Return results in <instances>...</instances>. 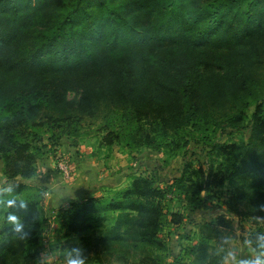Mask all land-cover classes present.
I'll return each mask as SVG.
<instances>
[{
  "label": "trees",
  "instance_id": "trees-1",
  "mask_svg": "<svg viewBox=\"0 0 264 264\" xmlns=\"http://www.w3.org/2000/svg\"><path fill=\"white\" fill-rule=\"evenodd\" d=\"M262 81L264 0H0L3 175L33 178L34 163L47 149L43 132L54 145L88 117H115L103 137L108 144L126 132L128 147L159 150L178 146L184 128L199 134L210 124L244 130L236 116L253 106L248 139L217 146L224 163L198 169L191 187L204 192L227 180L228 215L264 222V94L257 95ZM70 93L77 98L68 100ZM184 178L172 184L184 188ZM13 185L17 195L28 189ZM163 197L152 179L138 176L108 200L97 196L57 208L60 250L68 256L89 244L95 228L93 262L126 264L131 256L137 264H155L149 254H137L160 248L164 224L182 220L176 214L164 220ZM23 200V239L6 221L16 209L0 205V264H34L39 254L44 213L38 199ZM199 229L192 261L175 257L169 264L223 263L207 243L219 230L232 229L231 219L218 216Z\"/></svg>",
  "mask_w": 264,
  "mask_h": 264
},
{
  "label": "rangeland",
  "instance_id": "rangeland-1",
  "mask_svg": "<svg viewBox=\"0 0 264 264\" xmlns=\"http://www.w3.org/2000/svg\"><path fill=\"white\" fill-rule=\"evenodd\" d=\"M203 1L206 3L210 0ZM261 83L257 95L264 94V83L263 81ZM76 98L73 93L67 95L68 100ZM252 112L253 106L236 116L239 127H247L244 130L217 129L210 124L205 132L199 134L192 128H184L177 135L175 143L178 146L170 145L159 150L128 147L130 140L126 132L122 134L118 132L113 142L108 144L103 137L105 130L112 129L109 128V124L115 117L106 119H103L102 115L88 117L80 125L71 126L54 145L47 143L49 135L43 132V144L47 145V149L43 155L37 157L34 163L35 175L27 181L5 177L0 158V188L9 184L25 183L28 189L18 195V199L23 197L38 199L44 213L39 254L34 264H65L67 255L60 250L63 244L62 230L55 218L57 208H68L72 202L83 203L86 199L97 196L108 200L113 198L117 191L127 187L132 177L138 176L152 179L154 186L164 192L162 201L163 212L166 213L164 220L170 219L169 214L179 215L182 220L179 225L164 224L158 235L160 248L152 249L151 252L141 250L137 257L149 254L156 260L155 264H169L175 257L186 263L192 261L199 247L201 235L199 226L216 221L218 216L232 221V229L219 230V235L212 236L207 243V246L222 255V264H227L224 258L229 253H234L240 259L254 256L257 236L264 235V222L248 216L236 218L228 215L224 205L229 197V182L224 180L222 187H214L204 192L198 191L194 186L191 187L197 179L198 169L204 171L210 165L216 167L224 163L223 155L217 151V146L239 144L242 139L244 141L248 139ZM59 164L66 167L68 178L62 175ZM181 175H185L184 188L177 189L172 181ZM108 179H112V182ZM74 180H80L79 184H73ZM114 182L116 187L113 188ZM66 186L68 192L64 194L61 191ZM189 187L192 189L189 190ZM81 188L85 193H80ZM241 206L246 209L244 205ZM1 223L0 216V226ZM94 230L95 228L87 236L89 244L83 246L80 244L81 247L78 249L82 257H85L86 264H124L114 259L103 260L104 263L93 262L95 258L91 241L99 234V231ZM248 240L252 241L251 245L246 243ZM126 264H137V260L130 256Z\"/></svg>",
  "mask_w": 264,
  "mask_h": 264
},
{
  "label": "clouds",
  "instance_id": "clouds-1",
  "mask_svg": "<svg viewBox=\"0 0 264 264\" xmlns=\"http://www.w3.org/2000/svg\"><path fill=\"white\" fill-rule=\"evenodd\" d=\"M17 185L9 184L0 188V205L6 206L8 209H16V211H10L6 216L7 223L11 226L13 233H16L20 238L27 237L28 233L25 231V218L18 214L20 212H26L28 209V202L23 199H18V195L15 193ZM7 196V199L4 197ZM261 210L264 211V206H261ZM257 219H260L257 217ZM251 245L252 241H246ZM257 248L254 249L255 255L248 259L237 258L234 253H229L224 259L227 264H264V235H258L256 240ZM73 253H76L73 255ZM65 264H86V260L80 256L78 249H73L68 254L65 260Z\"/></svg>",
  "mask_w": 264,
  "mask_h": 264
},
{
  "label": "crops",
  "instance_id": "crops-1",
  "mask_svg": "<svg viewBox=\"0 0 264 264\" xmlns=\"http://www.w3.org/2000/svg\"><path fill=\"white\" fill-rule=\"evenodd\" d=\"M86 174H87V173H85V175H86ZM91 174H92V173H91ZM108 180L112 182V179H108ZM108 180H107V181H108ZM78 181H80V180H74L73 184L78 183ZM78 184H79V183H78ZM111 184H112V183H111ZM96 185H97V184H96ZM96 185H95V186H96ZM97 186H98V185H97ZM97 186H96V187H97ZM112 187H113V188L116 187L115 182H114V184H113ZM67 190H68V186L64 187V188L62 189L61 192H63L64 194H66L65 192H68ZM79 190L81 191L80 193H85V192L83 191V188H81V189H79ZM96 190H98V188H96ZM64 196H65V195H64ZM64 196H63V197H64ZM55 200H57V198H56Z\"/></svg>",
  "mask_w": 264,
  "mask_h": 264
},
{
  "label": "built area",
  "instance_id": "built-area-1",
  "mask_svg": "<svg viewBox=\"0 0 264 264\" xmlns=\"http://www.w3.org/2000/svg\"><path fill=\"white\" fill-rule=\"evenodd\" d=\"M59 170L62 172V175L65 178H68V171H67L66 167L63 164H59Z\"/></svg>",
  "mask_w": 264,
  "mask_h": 264
}]
</instances>
